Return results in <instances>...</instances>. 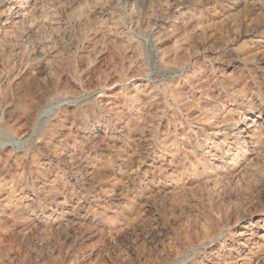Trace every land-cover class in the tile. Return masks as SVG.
I'll use <instances>...</instances> for the list:
<instances>
[{
    "label": "rangeland",
    "instance_id": "1",
    "mask_svg": "<svg viewBox=\"0 0 264 264\" xmlns=\"http://www.w3.org/2000/svg\"><path fill=\"white\" fill-rule=\"evenodd\" d=\"M0 264H264V0H0Z\"/></svg>",
    "mask_w": 264,
    "mask_h": 264
}]
</instances>
